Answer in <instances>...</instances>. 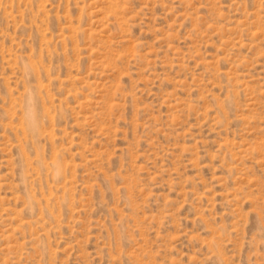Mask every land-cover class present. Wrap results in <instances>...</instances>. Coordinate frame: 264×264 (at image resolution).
<instances>
[{"label": "rangeland", "instance_id": "obj_1", "mask_svg": "<svg viewBox=\"0 0 264 264\" xmlns=\"http://www.w3.org/2000/svg\"><path fill=\"white\" fill-rule=\"evenodd\" d=\"M0 264H264V0H0Z\"/></svg>", "mask_w": 264, "mask_h": 264}]
</instances>
